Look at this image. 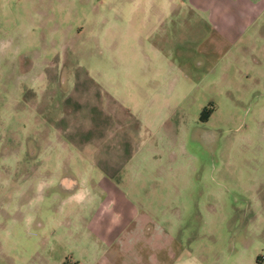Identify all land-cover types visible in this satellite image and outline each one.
<instances>
[{"label":"rangeland","instance_id":"obj_1","mask_svg":"<svg viewBox=\"0 0 264 264\" xmlns=\"http://www.w3.org/2000/svg\"><path fill=\"white\" fill-rule=\"evenodd\" d=\"M143 2L0 0V264H264V12Z\"/></svg>","mask_w":264,"mask_h":264},{"label":"crops","instance_id":"obj_2","mask_svg":"<svg viewBox=\"0 0 264 264\" xmlns=\"http://www.w3.org/2000/svg\"><path fill=\"white\" fill-rule=\"evenodd\" d=\"M156 1L158 2V0H144L140 7L146 14L149 12H153L154 14L158 13L159 15L173 14L174 12L179 13L182 11L197 12L201 15V21H205L216 31L219 41L221 40L225 43L239 42L244 35V29L247 26H251V24H253V22L264 12V0H160L159 3ZM159 15L157 16L160 19L156 17V20L157 24L160 25L162 23V16ZM166 20L170 22L171 16L166 18ZM260 55H263V53H259V56ZM155 71L157 72L156 69ZM158 72H160V70H158ZM104 145L105 143H102L99 146L102 147ZM98 148V145H96L92 151L93 153H91L92 157L90 155V157L93 158L89 162L90 168L93 170L94 166H97L96 168L100 174L101 172H104L105 175H103V173L101 174L102 181H97L96 185L97 188L101 190H109L112 184L109 183L108 180H111V176H113L111 175L112 172L110 171L112 170L113 166L109 168L108 166H104L102 161H99L98 158L100 157L101 152L107 151H101ZM79 150V152H81V149ZM116 172L117 171H115V173ZM51 183L53 187L57 186L61 192H67V198L70 201L78 202L82 199V192L80 191V189H82L81 186H77L76 182L71 178H63L61 181H51ZM107 197V199L104 201L101 200V202H104V204L108 203L113 205V201L109 198V195ZM99 233L102 234L103 232L99 231L97 234Z\"/></svg>","mask_w":264,"mask_h":264}]
</instances>
